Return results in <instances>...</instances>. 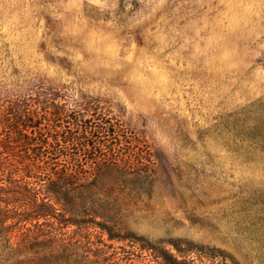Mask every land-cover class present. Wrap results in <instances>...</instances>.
<instances>
[{"label":"rangeland","instance_id":"obj_1","mask_svg":"<svg viewBox=\"0 0 264 264\" xmlns=\"http://www.w3.org/2000/svg\"><path fill=\"white\" fill-rule=\"evenodd\" d=\"M117 10V0H0V104L37 84L111 101L154 151L153 179L116 187L118 238L78 254L264 264V0Z\"/></svg>","mask_w":264,"mask_h":264},{"label":"trees","instance_id":"obj_2","mask_svg":"<svg viewBox=\"0 0 264 264\" xmlns=\"http://www.w3.org/2000/svg\"><path fill=\"white\" fill-rule=\"evenodd\" d=\"M143 0H117L125 18ZM256 129V128H255ZM154 151L111 101L37 84L0 104V264H90L114 235L119 181L153 179ZM105 177L112 181L105 183ZM120 181V182H121ZM99 235V236H98Z\"/></svg>","mask_w":264,"mask_h":264}]
</instances>
